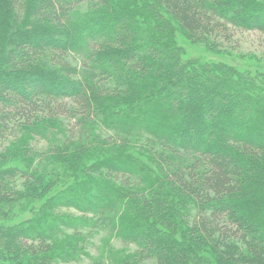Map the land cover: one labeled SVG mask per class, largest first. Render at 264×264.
I'll use <instances>...</instances> for the list:
<instances>
[{"label":"trees","instance_id":"1","mask_svg":"<svg viewBox=\"0 0 264 264\" xmlns=\"http://www.w3.org/2000/svg\"><path fill=\"white\" fill-rule=\"evenodd\" d=\"M221 22L264 0H0V264H264V69L194 47Z\"/></svg>","mask_w":264,"mask_h":264},{"label":"rangeland","instance_id":"2","mask_svg":"<svg viewBox=\"0 0 264 264\" xmlns=\"http://www.w3.org/2000/svg\"><path fill=\"white\" fill-rule=\"evenodd\" d=\"M212 29L211 35L208 38L210 44L200 43L194 45V47L199 49L206 58L211 60H224L233 67L241 66L245 62H249L252 63V68L255 70H258V68L264 69V32L257 30H243L240 28L237 29L223 23ZM197 49H193L192 51L196 52ZM30 144V149H33L36 152L44 151L47 148L46 141L39 137L33 138ZM21 166H24V163H21ZM58 212L59 215H62L60 217L63 218L70 219V217H73L78 219L81 217V214L71 209H62ZM65 232L69 233L68 230ZM104 238V231L98 232V234L91 238L93 246H88L86 251L89 257L81 258L78 262H72L69 264H111L108 259L104 257L106 254L103 253L108 250H101V248L104 247ZM110 244L115 253L124 248L129 251H133L134 249L132 245L127 246V248L126 246L123 247L124 244L119 241L111 240ZM99 247L102 252L101 255L97 250Z\"/></svg>","mask_w":264,"mask_h":264}]
</instances>
